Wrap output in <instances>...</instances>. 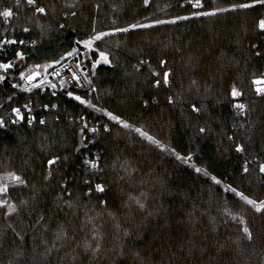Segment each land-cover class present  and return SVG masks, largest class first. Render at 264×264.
Returning a JSON list of instances; mask_svg holds the SVG:
<instances>
[{
    "label": "trees",
    "instance_id": "1",
    "mask_svg": "<svg viewBox=\"0 0 264 264\" xmlns=\"http://www.w3.org/2000/svg\"><path fill=\"white\" fill-rule=\"evenodd\" d=\"M10 1L0 0V7ZM249 2L206 0L205 12L216 7L228 11L193 16L199 10L182 0H149L148 6L144 0H36L46 14L19 0L8 24L0 18V40L25 42L0 45V63L13 65L0 81V117L5 120L0 127V174L15 171L27 181V186L8 191L19 211L6 218L0 209V264H264V213L224 187L264 200V173L259 171L264 162V97L251 83L264 74V33L257 27L264 6L231 8ZM177 16L189 18L95 42V49L109 54L111 65L101 62L93 69L90 61L98 59L97 51L84 60L92 67L91 84L76 94L131 128L51 89L13 86L30 63L50 64L73 47L81 58L77 41L92 35L94 27L106 32ZM18 51L23 59L16 66ZM167 71L170 84L164 85ZM233 85L242 96L231 97ZM29 101L33 124L24 119L12 123L7 108ZM192 103L201 108L199 114L191 111ZM235 103L247 106L243 115L232 107ZM41 117L47 123L40 124ZM83 121L90 125L81 133ZM93 127L96 132L88 130ZM200 127L208 130L200 133ZM135 128L191 158L177 159ZM237 144L244 145L243 153L236 152ZM53 156L59 162L49 167ZM84 156L98 161L99 170L88 168ZM49 171L52 176L45 179ZM87 177L91 181L86 184ZM96 184L106 191L97 193ZM89 188L92 192L86 195ZM225 209L245 217L252 241L242 238V226ZM97 245L99 251H93ZM105 248L111 253L103 252Z\"/></svg>",
    "mask_w": 264,
    "mask_h": 264
},
{
    "label": "snow or ice",
    "instance_id": "2",
    "mask_svg": "<svg viewBox=\"0 0 264 264\" xmlns=\"http://www.w3.org/2000/svg\"><path fill=\"white\" fill-rule=\"evenodd\" d=\"M27 4L30 6L35 7V12L39 13V14H46V8L45 7H36V0H26ZM193 2V7L194 8H202L203 7V3L202 0H192ZM17 4H19V0H17ZM144 4L145 6L149 5V0H144ZM259 4L261 6H264V0H251V2L249 3H241V4H232L231 8L232 9H249L252 8L254 5ZM228 11V9L226 8H220V7H216L213 8L211 11H207V12H201V11H194L192 13L193 16H214L216 15L218 12H226ZM15 15L13 9L11 7H5L2 10H0V17H2L5 22H8L11 18H13V16ZM73 15H75V13H73ZM189 17L187 16H177L172 20H154L152 23L147 24V23H133V24H129L127 27L125 28H113L110 31H96L95 27L93 28V34L90 35L87 39L81 40V41H77L78 44H82L84 46L85 49L89 50V51H97L98 52V56L99 58L95 61H93L92 63V67L93 69H95L97 67V65L101 64V62L105 65H111V60L109 58V54L106 51H99L98 49H94V44L97 41H102L105 37L113 35L114 33H118V32H124L127 33L130 30H135V29H143V28H150L153 25H160V24H174L176 23L177 20H187ZM258 28L260 30H264V19H260L258 22ZM63 27V26H61ZM23 31L27 32L29 31L28 28H24ZM16 43H20L23 44L25 43L23 40L21 41H16V40H8V39H4V40H0V45H5V44H16ZM33 43H35V41H33ZM255 47V46H253ZM78 52V49L73 47L72 50L70 52H66L64 54V56H61L60 60L57 61H53V64H60V62L62 60H64L65 57H72L75 56ZM88 53L85 52V55H87ZM257 56L261 55V53H256ZM17 58L19 59H23V53L21 52H17L16 53ZM145 61H141L140 64H144ZM162 65L166 64V61H161L160 62ZM82 65L79 61H77L76 67L80 68ZM13 65L11 62L9 63H0V69L3 70H8L10 68H12ZM41 67L47 69L48 67H50V65L45 64V65H35V68L33 70H31L28 74H26L25 72H21L20 73V77L22 80L25 81V85H26V90L31 91L32 88H42L43 85L45 83L49 84L52 88L56 87V84L52 83L50 80H48L47 74L44 75V78L39 80L38 83H34L33 81H35L40 75L41 73L38 71V69H40ZM64 68H66L70 73H71V81H74L75 83L79 84L81 77L77 75V72L71 68L69 65L65 64L63 65ZM137 68L140 67V65L136 66ZM56 75H59V73H55ZM169 76H170V71L164 72L163 74V84L164 85H169L170 84V80H169ZM5 79L4 76L0 75V81H3ZM84 80H87L89 84H91V81L88 79L87 76H85L83 78ZM193 84H196L197 82L195 80L192 81ZM251 83L255 86L254 87V91L258 96H262L264 97V74H261L259 76H255ZM65 84L64 80H61L60 82V86L63 87ZM161 84L160 80H157L155 82V86H159ZM14 87H16V85H14ZM95 90V89H93ZM53 95H55V93H53ZM67 95L69 97H73L76 101H79L82 105H86L88 108L93 109L96 112H102L104 115H106L110 120L112 121H116L119 124H121L124 128H131L132 126L129 125L126 121L122 120L119 116L114 115L113 113L107 111L106 109L103 108H98L96 107V105L92 104V102L90 100L84 99L79 95H74L73 92L68 91ZM230 95L233 99L240 97L243 95V93L235 86L233 85L231 88V92ZM168 101L169 103H174L173 101V97L169 96L168 97ZM147 103V102H145ZM45 108L48 107V105H44ZM53 108L56 107V105H52ZM232 107L234 109L237 110V114L238 115H243L246 111L247 106L244 103H235L232 105ZM24 108L28 109L29 111H31L30 107L28 104L24 105ZM191 111L193 113L199 114L201 112V108L197 107L196 103H192L191 105ZM12 113L15 115V119L12 121V123H19L20 121H22L24 119V115L22 114L21 108H13L12 109ZM35 117L29 116L28 117V124L32 125L33 121H34ZM81 120H84V117H80ZM47 123L46 120H40V124H45ZM5 126V120L3 117H0V127H4ZM87 128V125H84V128L81 129V133H83L84 129ZM89 131L92 132H96L97 129L95 127L88 129ZM104 130L108 131V126L104 125ZM208 129H206L205 127H200L199 128V132L200 133H204L206 132ZM135 132L139 133V135L141 137H144L145 139H147L149 142H151L152 144L158 146L161 150L163 151H171L177 159L179 160H184L185 162H187L190 158H191V154H189L188 157H182L178 152H175L174 149H169L166 145L162 144L161 141L157 140L154 136L149 135L146 131H144L141 128H135L134 129ZM229 139L231 140L232 137H229ZM236 152L238 153H243L245 151V147L242 144H237L236 148H235ZM59 157L57 156H53L52 159L47 160V164L49 167L57 164L59 162ZM85 164L90 166V168L92 170H99V165H98V161H94V160H86ZM249 161L245 160L244 162V166H243V172L247 173L249 171V167H248ZM197 172H203L204 175H209L208 172L204 169L201 168H196ZM259 171L260 173H264V162L259 163ZM52 176V172L49 171L48 175L45 177V179H49ZM211 179L216 183V184H221V181L219 179H217L216 176H211ZM85 183H89V181H85ZM19 185H24L27 186V181L23 178V175L21 174H17V172L15 171H8L6 173L0 174V194H6L9 191L10 187H14V186H19ZM226 190L231 191L232 193H234L237 197H239L241 200H243L244 202H246L248 205H251L256 212H261L264 213V200H260L259 202L249 198L248 196H245L242 192L238 191L236 188L231 187L229 185H225L224 186ZM95 190L97 193H103L106 191V188L104 185L102 184H96L95 185ZM92 192V189L89 188V192L86 193V195H90ZM143 195V194H142ZM130 199H135L137 205L140 208H144L145 205L143 203L140 202L139 199L135 198V197H130ZM21 203H27V201H21ZM102 204H106V201H102ZM69 207H72L71 202L68 203ZM0 209L4 210L3 211V215L7 218V217H11L13 214L17 213L19 211L18 205L16 202L14 201H9L8 199H0ZM225 212L233 219V220H238L239 225H241V234H242V238L246 239L248 241H252L253 240V233L250 229V227L248 226V223L245 219V217L243 215H239V214H233L230 210L225 209ZM43 219V217H41V220ZM8 227H12V225H8ZM13 231L15 232V228H13ZM17 236H20V233L16 232ZM23 237H21L22 239ZM58 238H63L61 235L58 234ZM89 247V245L86 243L85 244V248L87 249ZM50 251V250H49ZM93 251H99V245H97L96 249H93Z\"/></svg>",
    "mask_w": 264,
    "mask_h": 264
},
{
    "label": "built area",
    "instance_id": "3",
    "mask_svg": "<svg viewBox=\"0 0 264 264\" xmlns=\"http://www.w3.org/2000/svg\"><path fill=\"white\" fill-rule=\"evenodd\" d=\"M205 1H206V0H202V3H203V7H202V8H195V9H198L199 11L205 12V10H204V9H205ZM182 2H183L184 4H187V5L191 6V7H193V2H192V0H182ZM29 6H30V5H29ZM35 6H36V7H40L39 5H37V3H36ZM5 7H11V8L13 9L15 15H16L17 10H18V8H19V4H17V0H11L9 5H4V6L0 7V10H2V9L5 8ZM30 7H32V8L35 9V7H33V6H30ZM193 8H194V7H193ZM15 15H14V16H15ZM14 16H13V17H14ZM0 18H1V21H2L4 24H8V23L12 20V18H11L8 22H5V20H4L2 17H0ZM260 19H264V16L260 17L259 20H260ZM259 20H258V22H259ZM257 27H258V26H257ZM259 30H260V29H259ZM260 31H261L262 33H264V30H260ZM4 39L11 40V39L8 38V37H4L2 40H4ZM77 61H79V62L81 63V65H82L80 68H77V67H76ZM82 62H84V60H83L82 58H79L78 56H72V57H67V58H65L64 60H62V61L60 62V64H54V65H53L50 69H48V70H44V71H43V70L40 68V69H38V71L41 73V75H40L35 81H33V82H34V83H38L39 80L43 79V78H44V75L47 74L48 80H50L52 83L56 84V87H55V88H52L49 84L45 83V84L43 85L42 88H39V89H41V91H44L45 88H48V89H51V90H52L53 92H55V93H59V94H62V95H67V92H68V91H71V92H73V94H76V92H78V91L86 90V89L89 88L90 84L88 83L87 80H84L83 78H84L85 76H87L88 79L91 81L92 67H91L90 65H88L87 63H82ZM4 63H6V62H4ZM65 64H67V65H69L71 68H73V69L77 72V75L81 77V80H80V83H79V84L75 83L74 81H71V73H70L66 68L63 67V65H65ZM35 65H37V64H35V63H30V64L26 65L25 67H23V68L19 71V73H18V81L15 82V83L13 84V86L16 85V87H14V88H16V89H20V90H23V91H28V90H26L25 81L22 80L21 77H20V73H21V72H25L26 74H28L31 70H33V69L35 68ZM4 71H5V70L0 69V75L3 76V72H4ZM57 72L59 73V75H56V74H55V73H57ZM61 80H64V81H65V84H64L63 87L60 86V82H61ZM33 89H35V88H32L31 90H33ZM67 96H68V95H67ZM26 104L29 105L31 111H29L28 109L24 108V105H26ZM53 105H55V104H53ZM17 107H18V108H21L22 114L24 115V120H25L27 123H28V117H29V116L34 117V109H33L32 103H31L30 101H29V102H22V103H20V104H18V105H16V106H13V107H11V108H7V110H6L5 113L10 114L9 116H10V120H11V121H12L13 119H15V115L12 113V109H13V108H17ZM48 108H49V107L45 108V107L43 106V109H44L45 111H46ZM37 109H38V110H41V107L39 106V107H37ZM42 119H43V117H41L40 120H42ZM83 123H84V124H88V125H90V124H89L88 122H86V121H83ZM96 154H97V153L94 154L95 159H96V157H98ZM86 160H93V159H91L90 156H84V157L82 158V162L85 163ZM87 167L90 168V166H88V165H87ZM90 169H91V168H90ZM91 170H92V169H91ZM86 181H89V182H90V181H91V177H87Z\"/></svg>",
    "mask_w": 264,
    "mask_h": 264
},
{
    "label": "rangeland",
    "instance_id": "4",
    "mask_svg": "<svg viewBox=\"0 0 264 264\" xmlns=\"http://www.w3.org/2000/svg\"><path fill=\"white\" fill-rule=\"evenodd\" d=\"M78 47H79V50H80V55H81V58L83 59V60H89L90 61V51L89 50H87V49H85L84 48V46L82 45V44H78ZM94 49H95V47H94ZM70 52V51H69ZM85 52H87L88 54L87 55H85ZM64 56V55H63ZM61 58V57H60ZM60 58H58V59H56V60H53V61H57V60H60ZM65 58H67V57H65ZM98 58H99V56H98ZM96 60V59H95ZM95 60H92V61H90V63H91V66H92V63H93V61H95ZM52 61V62H53ZM50 63V64H48V65H52L53 63ZM22 63V59H19V58H17L16 59V62H15V65L16 66H19L20 64ZM82 63H87L86 61L85 62H82ZM54 65V64H53ZM44 70H45V68H44ZM43 70V71H44ZM74 95H78V94H74ZM79 96H81L82 98H84V96L83 95H79ZM85 99V98H84ZM140 136V135H139ZM141 137V136H140ZM144 138V137H143ZM147 140V139H146ZM148 141V140H147ZM0 199H8L9 201H12V199L10 198V195L8 194V193H6V194H0ZM109 252V253H111L109 250H107L106 248H105V250H103V252ZM108 253V254H109ZM105 260H108V262H109V260L111 261V258L110 257H107ZM86 263V262H85ZM128 264H129V262H127ZM131 264V263H130Z\"/></svg>",
    "mask_w": 264,
    "mask_h": 264
},
{
    "label": "water",
    "instance_id": "5",
    "mask_svg": "<svg viewBox=\"0 0 264 264\" xmlns=\"http://www.w3.org/2000/svg\"><path fill=\"white\" fill-rule=\"evenodd\" d=\"M71 35H73V33H69V34H68V37L71 36Z\"/></svg>",
    "mask_w": 264,
    "mask_h": 264
}]
</instances>
